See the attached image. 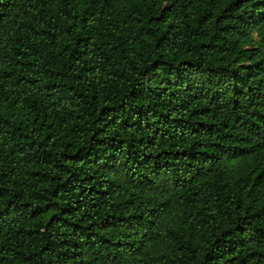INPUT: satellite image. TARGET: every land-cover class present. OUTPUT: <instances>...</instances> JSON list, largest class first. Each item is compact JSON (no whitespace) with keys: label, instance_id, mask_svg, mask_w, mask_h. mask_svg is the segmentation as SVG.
Here are the masks:
<instances>
[{"label":"trees","instance_id":"16d2710c","mask_svg":"<svg viewBox=\"0 0 264 264\" xmlns=\"http://www.w3.org/2000/svg\"><path fill=\"white\" fill-rule=\"evenodd\" d=\"M0 264H264V0H0Z\"/></svg>","mask_w":264,"mask_h":264}]
</instances>
